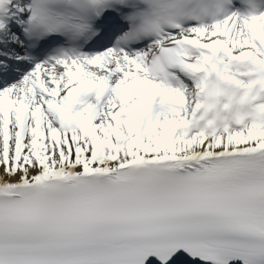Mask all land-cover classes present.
<instances>
[{
    "label": "snow or ice",
    "instance_id": "1",
    "mask_svg": "<svg viewBox=\"0 0 264 264\" xmlns=\"http://www.w3.org/2000/svg\"><path fill=\"white\" fill-rule=\"evenodd\" d=\"M0 264H264V0H0Z\"/></svg>",
    "mask_w": 264,
    "mask_h": 264
}]
</instances>
